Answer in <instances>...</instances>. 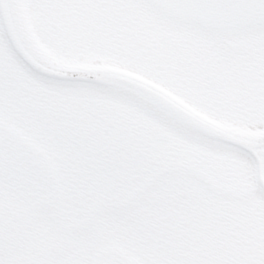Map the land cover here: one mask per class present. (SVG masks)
<instances>
[{
	"label": "snow or ice",
	"instance_id": "6c2138e0",
	"mask_svg": "<svg viewBox=\"0 0 264 264\" xmlns=\"http://www.w3.org/2000/svg\"><path fill=\"white\" fill-rule=\"evenodd\" d=\"M0 264H264V0H0Z\"/></svg>",
	"mask_w": 264,
	"mask_h": 264
}]
</instances>
